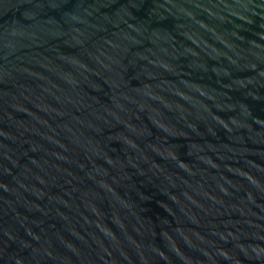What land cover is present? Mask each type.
I'll return each instance as SVG.
<instances>
[{"label": "water", "instance_id": "obj_1", "mask_svg": "<svg viewBox=\"0 0 264 264\" xmlns=\"http://www.w3.org/2000/svg\"><path fill=\"white\" fill-rule=\"evenodd\" d=\"M0 264H264V0H0Z\"/></svg>", "mask_w": 264, "mask_h": 264}]
</instances>
